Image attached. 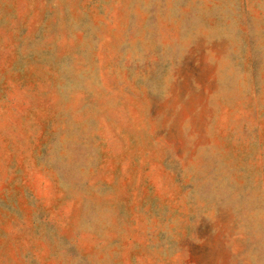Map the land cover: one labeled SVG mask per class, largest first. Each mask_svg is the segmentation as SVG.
I'll use <instances>...</instances> for the list:
<instances>
[{
    "label": "rangeland",
    "instance_id": "obj_1",
    "mask_svg": "<svg viewBox=\"0 0 264 264\" xmlns=\"http://www.w3.org/2000/svg\"><path fill=\"white\" fill-rule=\"evenodd\" d=\"M0 264H264V0H0Z\"/></svg>",
    "mask_w": 264,
    "mask_h": 264
}]
</instances>
